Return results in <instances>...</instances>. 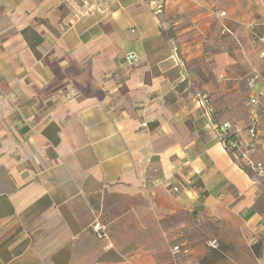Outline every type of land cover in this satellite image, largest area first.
Returning a JSON list of instances; mask_svg holds the SVG:
<instances>
[{
  "label": "crops",
  "instance_id": "1",
  "mask_svg": "<svg viewBox=\"0 0 264 264\" xmlns=\"http://www.w3.org/2000/svg\"><path fill=\"white\" fill-rule=\"evenodd\" d=\"M254 1L0 0V264L262 263Z\"/></svg>",
  "mask_w": 264,
  "mask_h": 264
},
{
  "label": "built area",
  "instance_id": "2",
  "mask_svg": "<svg viewBox=\"0 0 264 264\" xmlns=\"http://www.w3.org/2000/svg\"><path fill=\"white\" fill-rule=\"evenodd\" d=\"M264 6V2H263ZM213 15L215 18L218 19L220 23V32H222L223 35H229V36H236V32H234L230 26L227 24L226 21V12L225 11H219V12H213ZM248 30L252 31L254 38L258 41V43H261L264 45V17L261 22L251 21L247 25ZM260 29V30H259ZM261 57L264 58V49L260 53ZM135 55H132L134 58ZM256 82L255 79L251 81V86ZM264 99V92L261 91L259 93H255L251 95V97L245 102V105L247 107L248 111V117L250 120L249 123V134L251 135V141L248 142L246 146H244L242 149V156L245 160L246 164L250 166V168L257 173V175L264 177V160H256L252 161L250 160V156L253 154V152L256 150V141H257V130L258 126L260 124V116L258 112V108L260 106V101ZM209 112L211 113L212 107L210 106V102L207 101ZM231 133H236L237 130L234 128V126L230 122H223V124L218 128V134L221 136L222 141L227 147L230 146H236L238 140H233L231 138H227ZM238 138V137H237ZM174 191H178V187L174 188ZM93 228L97 232V235L99 238L104 239L108 238V232L107 229L103 224L100 222H95L93 224ZM262 231H263V237H264V223L262 225ZM207 245L209 247H218L219 242L218 239L212 238L211 240L207 241ZM108 248V247H106ZM173 252L174 253H180L182 252V247L180 245L173 246ZM261 264H264V260Z\"/></svg>",
  "mask_w": 264,
  "mask_h": 264
},
{
  "label": "rangeland",
  "instance_id": "3",
  "mask_svg": "<svg viewBox=\"0 0 264 264\" xmlns=\"http://www.w3.org/2000/svg\"><path fill=\"white\" fill-rule=\"evenodd\" d=\"M263 2H264V0H256V1H254V7L253 6H250V4H249L248 7L246 5L245 12L247 14H250V15H251V13H256L258 10H260L261 12H263ZM252 18H254V16H252Z\"/></svg>",
  "mask_w": 264,
  "mask_h": 264
},
{
  "label": "trees",
  "instance_id": "4",
  "mask_svg": "<svg viewBox=\"0 0 264 264\" xmlns=\"http://www.w3.org/2000/svg\"><path fill=\"white\" fill-rule=\"evenodd\" d=\"M228 24V23H227ZM229 25V24H228ZM222 36H224V37H228L229 35H222ZM230 37H232V36H230ZM210 106L212 107V111H211V115H213V113H214V111H215V108H214V106H212V104H211V102H210ZM225 122H227V121H225ZM222 124H219L218 125V128L221 126ZM227 138H231V139H233V140H238V138H237V135H236V133H231Z\"/></svg>",
  "mask_w": 264,
  "mask_h": 264
}]
</instances>
